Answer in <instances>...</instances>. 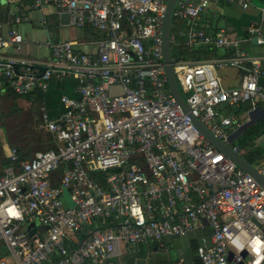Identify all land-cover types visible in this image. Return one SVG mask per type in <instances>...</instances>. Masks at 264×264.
<instances>
[{"label": "built area", "instance_id": "2783aa9c", "mask_svg": "<svg viewBox=\"0 0 264 264\" xmlns=\"http://www.w3.org/2000/svg\"><path fill=\"white\" fill-rule=\"evenodd\" d=\"M47 1L34 0L31 7ZM51 1L69 25L99 35L48 38L51 55L43 62L0 56V79L17 94L45 91L54 76L74 79L77 93L60 97L55 118L40 109L39 128L50 133L54 148L0 175V239L7 247L0 264H107L123 245L186 236L203 223L209 237L196 247L202 264L261 263L264 189L200 133L166 83L161 43L167 0ZM212 1H176L173 70L191 112L243 156L230 137L264 101V66L228 29L202 28ZM22 18L19 13L13 21ZM247 30L263 45L264 14ZM7 38L0 32V48L9 40L19 50L22 35L15 27ZM181 46L232 53L190 61L179 54ZM224 68L242 71L238 86L224 85ZM9 156L16 160L14 148ZM256 170L264 177V163Z\"/></svg>", "mask_w": 264, "mask_h": 264}, {"label": "crops", "instance_id": "0c3cea01", "mask_svg": "<svg viewBox=\"0 0 264 264\" xmlns=\"http://www.w3.org/2000/svg\"><path fill=\"white\" fill-rule=\"evenodd\" d=\"M243 1L247 3L245 7L242 5ZM33 2L34 0H16L9 1V4H0V32L2 35L7 38V32L12 27H15L22 35L19 50H16L14 43L8 40L7 45L0 48V56L25 57L43 62L49 59L51 55L50 49L44 45L48 38L53 40L85 39L99 35L96 30L89 26L69 25L64 19L65 14L58 13L51 0L43 4L41 8L31 7ZM19 13H24L25 18L19 22H14L13 17ZM263 14L264 0H213L210 11L202 15L200 22L207 33H214L222 27L231 31L243 40L242 47L249 54L258 58L264 66V44H258L247 30L249 25L260 23ZM43 17L44 23L41 21ZM219 73L226 87H236L240 84L241 70L224 68ZM261 82L264 85V77L261 78ZM74 88V79L54 76L50 80L47 90H36L34 94L30 95L27 103V116L31 120L30 124H37L39 127L41 107L50 117H57L62 112L60 97L64 94L77 96ZM38 92L41 96L37 99ZM259 109L258 106L254 113L255 116L259 113ZM244 129L238 131L237 128L230 137L231 141H234ZM262 140L263 137L260 136L255 139V142L261 143ZM0 141L3 144V153L9 155L11 147L6 143L2 131L0 132ZM2 158L3 154H0V172H4L7 168L3 166ZM263 163L264 159L259 166ZM64 198H67L66 193H64ZM203 224L201 229L186 236H166L158 243L141 244L136 248L123 245L119 253L111 258L107 264H200L201 261L196 256V247L203 236L209 237V229L205 223ZM6 253L7 247L4 241L0 239V258ZM259 264H264V260Z\"/></svg>", "mask_w": 264, "mask_h": 264}, {"label": "trees", "instance_id": "16d2710c", "mask_svg": "<svg viewBox=\"0 0 264 264\" xmlns=\"http://www.w3.org/2000/svg\"><path fill=\"white\" fill-rule=\"evenodd\" d=\"M231 53L232 49L230 48L216 46L193 47L191 49L181 46L179 51L180 55L190 61L224 57ZM34 92L17 94L11 89L5 78L0 79V130L5 135L6 143L15 149L16 154V160L12 161L9 155L3 153V144L0 141V154H3V166L18 168L19 162L30 158L34 152L53 149L55 146L50 133L41 130L37 124H30L31 120L27 116V103L30 95L34 94ZM40 96L39 93L37 99ZM258 106L264 112V101L259 102ZM260 136L263 137L262 142L256 143L255 139ZM232 143L243 150V157L249 163L254 165L256 162L259 165L264 159V114H256L255 122L247 126L240 135L236 136ZM3 173L0 172V175ZM94 177L99 182H102L101 173H94Z\"/></svg>", "mask_w": 264, "mask_h": 264}, {"label": "water", "instance_id": "95a60500", "mask_svg": "<svg viewBox=\"0 0 264 264\" xmlns=\"http://www.w3.org/2000/svg\"><path fill=\"white\" fill-rule=\"evenodd\" d=\"M9 1H16V0H0V4H9ZM177 0H167L166 8L164 12V17L162 21V43H161V50H162V60L164 64V70L166 75V83L169 87L170 92L176 99L177 103L180 105L182 111L187 113L192 123L196 126V128L200 131L201 134L212 144L214 145L220 152L224 155L229 157L238 167L242 168L244 171L252 175L255 180L261 185L264 189V177L259 174L254 167L253 164L249 163L242 155L238 154L237 152L233 151L228 145L221 142L217 137L213 135V133L191 112L187 103L184 100V97L180 91L178 83L176 81L174 70H173V62L171 59V51H170V31H171V22H172V10L175 6ZM64 19L67 20V16H64ZM257 110L249 112L248 120L238 128V131L246 128L250 124L255 121L254 113ZM259 113L261 115L264 114L262 109H259ZM255 221V220H254ZM255 223L259 226L260 224L255 221ZM34 225L33 223H29L26 226L28 230L30 226ZM34 229L29 230V234H33ZM242 256L245 255V252L241 253ZM228 259L232 260V252H228Z\"/></svg>", "mask_w": 264, "mask_h": 264}, {"label": "rangeland", "instance_id": "374dc122", "mask_svg": "<svg viewBox=\"0 0 264 264\" xmlns=\"http://www.w3.org/2000/svg\"><path fill=\"white\" fill-rule=\"evenodd\" d=\"M0 132H1V130H0ZM240 139H243V138H240ZM254 165H255L254 166L255 168L259 166L258 163H256V162L254 163Z\"/></svg>", "mask_w": 264, "mask_h": 264}]
</instances>
